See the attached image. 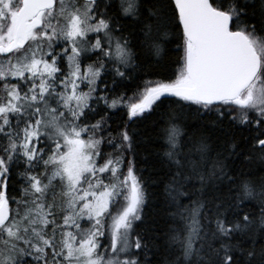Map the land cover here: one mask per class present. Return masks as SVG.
Masks as SVG:
<instances>
[{
  "label": "snow or ice",
  "instance_id": "snow-or-ice-1",
  "mask_svg": "<svg viewBox=\"0 0 264 264\" xmlns=\"http://www.w3.org/2000/svg\"><path fill=\"white\" fill-rule=\"evenodd\" d=\"M0 264H264V0H0Z\"/></svg>",
  "mask_w": 264,
  "mask_h": 264
},
{
  "label": "trees",
  "instance_id": "trees-1",
  "mask_svg": "<svg viewBox=\"0 0 264 264\" xmlns=\"http://www.w3.org/2000/svg\"><path fill=\"white\" fill-rule=\"evenodd\" d=\"M182 57V50L179 49L175 44H166L165 45V54L162 59H158L154 56H145L142 57V62L144 64V71L141 73L143 77L142 80H137L135 82H129L126 86L127 95L132 96L133 92L136 90L137 84H143L144 80H163V79H174L180 67V61ZM163 99V98H162ZM170 100L175 98H169ZM169 106L175 107V105L165 104L164 108L161 109V112L166 110ZM111 116L110 123H112L113 128L116 127V124L119 123L123 117V113H110ZM99 117H97L98 119ZM156 117H149L148 119L142 121L137 125L140 132L142 133V139L145 143L149 142V138L155 135V121ZM114 122V123H113ZM189 131L195 132L198 122L196 120L188 121ZM209 134L212 136L213 140H216L217 137L224 139L223 134L217 129H209ZM234 134L237 138L242 134L239 130L235 131ZM149 192L152 194L153 198L150 200L146 212L150 216L156 218L160 221L161 228L164 225V209L162 198L159 196V190L156 187L149 188Z\"/></svg>",
  "mask_w": 264,
  "mask_h": 264
}]
</instances>
